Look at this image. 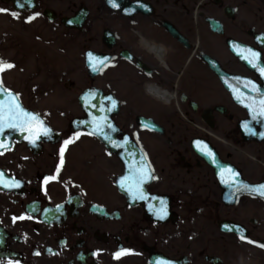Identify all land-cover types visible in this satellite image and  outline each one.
<instances>
[{
    "label": "flooded vegetation",
    "instance_id": "flooded-vegetation-1",
    "mask_svg": "<svg viewBox=\"0 0 264 264\" xmlns=\"http://www.w3.org/2000/svg\"><path fill=\"white\" fill-rule=\"evenodd\" d=\"M129 1L146 8L129 16L104 0H19L23 8L0 0L6 23L22 26L5 27L0 61L14 66L0 80L51 130L0 149V173L19 182L0 185V264H264V198L228 191L220 176L231 168L240 182H264V138L245 139L252 134L241 128L264 132L245 106L257 95L252 83L264 91V0ZM81 9L85 23L69 27ZM247 49L260 54L258 67ZM98 58L108 59L101 66ZM91 88L113 112L112 139H128L124 154H146L147 199L119 185L126 166L113 149L73 128ZM251 145L256 157L244 149Z\"/></svg>",
    "mask_w": 264,
    "mask_h": 264
},
{
    "label": "snow or ice",
    "instance_id": "snow-or-ice-1",
    "mask_svg": "<svg viewBox=\"0 0 264 264\" xmlns=\"http://www.w3.org/2000/svg\"><path fill=\"white\" fill-rule=\"evenodd\" d=\"M110 2H113V0H110ZM19 4V0H18ZM20 7H23L22 4H19ZM114 6H119L118 4L114 3ZM2 11H8L6 9H0V12ZM13 17H17L16 12L11 13ZM35 15H39V13H36ZM34 16H30L27 18V20L30 22ZM249 56H246L245 59L248 60L250 64H253L254 67H258L257 64L253 63L257 60L259 57V53L253 49H247ZM89 60L91 61L93 54L89 53ZM108 58H98L100 65L103 66V64L107 61ZM14 65L11 63H7L4 61H0V72H3L6 69L12 68ZM93 70H98L95 66H93ZM259 71L262 76H264V67H259ZM236 89L233 88V92H235ZM251 91L256 93L257 95L255 97H251L250 102L247 103L245 106L250 110L251 115L254 119L262 120L264 121V91H262L260 88L256 86L255 83H252ZM7 92L8 93V99L7 101H0V133H3L5 129H14L21 132H28L29 135L26 137V139H29L30 142H35V138H38L39 135L43 134L44 136H49L51 134V130L44 126L43 121L40 119V117L36 113H32L29 111H26L18 102L17 96L15 93H12L11 90H7L3 87V82L0 80V93ZM90 95H92L90 93ZM84 99H87L85 97ZM237 99L243 103L244 101L241 99L240 96H237ZM106 100L110 103L112 107H115L117 104V101L113 99L112 97H107ZM92 108H96L97 105L95 103L91 104ZM111 108H106L104 103H101L99 105V111L101 113H105L106 111H110ZM82 123H90L93 127V131L90 134H95L103 137L105 140L111 141L112 145L114 147H126V145L129 143L128 139H124V143L121 144L118 141L112 140V138L108 135L109 131H115L114 126L108 121L107 117L104 115H101L99 117L93 115L91 121H84ZM144 127H147V125H143ZM245 130L252 135H255L253 129L245 123L244 125ZM80 135V132H76L74 134V138H78ZM259 135L264 136V132L259 133ZM73 139L70 138L68 140L64 141V147L60 149V157H61V164L63 163V154L65 147L72 143ZM200 142H197L199 144ZM5 147V143L3 140H0V149ZM201 151H204L202 148ZM207 156L210 158L213 157V153L211 150H208L205 152ZM129 155H135V151L132 150L129 152ZM215 162V161H214ZM59 171V168L57 169ZM223 172H227L232 178L233 181L235 180L236 173L231 168H225L222 170ZM154 178L151 176V170L148 168L143 158H141L140 161H137L134 165L129 164V174L126 176H123L119 179L118 183L122 188H126L128 193L131 197L137 198V199H147V195L144 193L142 185L145 181L148 179ZM46 181L49 179H52V177H46ZM233 181L225 180L222 176V182L224 183H232ZM18 181L13 180L11 183H8L7 180L4 178L3 174L0 173V185H4L6 187H14L18 186ZM249 185L240 184L239 188L247 189ZM256 191L259 192L261 196H264V184H260L258 187L255 188ZM59 209V206H57ZM156 214L158 216L163 217V215L166 214L163 207L161 209L156 211ZM23 218V217H21ZM14 219H16L14 217ZM228 226H226L227 228ZM239 226H237L238 228ZM255 243V242H253ZM264 247V245H260ZM123 251V250H122ZM120 253H115L114 256L118 257ZM9 264H12V261H9Z\"/></svg>",
    "mask_w": 264,
    "mask_h": 264
},
{
    "label": "water",
    "instance_id": "water-1",
    "mask_svg": "<svg viewBox=\"0 0 264 264\" xmlns=\"http://www.w3.org/2000/svg\"><path fill=\"white\" fill-rule=\"evenodd\" d=\"M104 1L107 4V6L110 7L111 9L119 10V11H121L124 14L129 15V16L133 12L144 11L145 10L144 8H146V6L141 1L132 2V3L129 0H113V2H110V0H104ZM114 3L118 4L119 6H114ZM19 8H23V7H19ZM147 12L149 13V11H147ZM86 18H87V14L84 12V9H81L79 12H77V14L74 17H72V18L70 17L69 18V27H71V28H81L83 26V24L85 23ZM63 22L65 24H68V20H66V19H64ZM166 26L171 31V33L173 35H177L178 34V32L172 26H169L168 24H166ZM105 38L107 40L106 41L107 43L111 41V43H108V44H109L110 47H112L113 44H114V36H113V34L107 30ZM207 60L210 63V65L215 70H217V72L223 77L224 76V72H222L220 70L217 62H215L214 60H211L209 58H207ZM97 73H98V71H94L92 69L91 74L95 75ZM90 93L92 95H90ZM6 95H8L7 92L0 93V97H5ZM100 95H102V94L100 93L99 89L91 88V89L86 90L80 96V99H79L80 105H81L83 111L86 113V116L84 118H82V119H77V120H75L72 123V125H73V127L75 129H82V130H86L89 133H92V131H93L92 125L90 123H82V122L91 121L93 115H95L97 117H99L101 115H104V116L107 117L108 121L110 123H112L113 112L106 111L105 113H101L99 111V105L101 103H104L103 100H101V96ZM85 97H87V99H84ZM93 103H95L97 105L96 108H92L91 107V104H93ZM43 124H44V121H43ZM243 127H244V125L242 124L241 128L243 129ZM112 133H113L112 131L108 132V135L111 138H113ZM28 135H29L28 132H21V131L14 130V129H5L3 133H0V140L4 141V143H5V147L4 148H7V147L12 146L13 141L15 139L20 140V139H22L23 136H28ZM93 135H95V134H93ZM95 136H97L99 139L104 141L111 149H113L121 157L122 161L125 163V166H126V171H125L124 176L129 174V164H133L134 165L137 161H140L141 158H143V161H144L145 165L148 168H150V170H151L150 164H149V162H147L148 161L147 156L138 147H137V149H135V147H134L135 155H129V154L126 155V154H124L125 150H121L120 147H114L112 145L111 141L105 140L103 137H101L99 135H95ZM244 138L245 139H255V140H260L261 139V137L259 135H249V136L244 135ZM262 138H264V136ZM211 160H214V161L217 160V161L214 162V166L216 167V169L220 168L219 170H221V167H223V166H222V164L218 163L219 159H217V157L214 154H213V157L211 158ZM151 176H152V174H151ZM220 176H221V181H222V176H223V179H225V180L233 181V178L231 176H226V175H220ZM240 180H241L240 174L237 173V175L235 177V180L232 183H227L226 184V183L222 182V184H223L224 188L226 190H228V191L231 190L232 188L235 189L241 183L245 184V185H249V187L247 189L241 188L240 189V193L241 194H250V195H254V196H257V197L264 198V196H261L259 194V192L255 190L256 187H258L260 184H264V182L250 183V182H247V181H245V182L241 181L240 182ZM149 181H150V179L145 181L144 185L146 183H148Z\"/></svg>",
    "mask_w": 264,
    "mask_h": 264
},
{
    "label": "rangeland",
    "instance_id": "rangeland-1",
    "mask_svg": "<svg viewBox=\"0 0 264 264\" xmlns=\"http://www.w3.org/2000/svg\"><path fill=\"white\" fill-rule=\"evenodd\" d=\"M0 9H3V8L0 7ZM41 24H43L40 27V29H41L42 32L48 33L51 30L50 29L51 27L49 26L50 24L48 22L47 23L46 22H43ZM7 25H9L10 27H12V29H16V31H18V28L22 29L21 23H16L15 22L14 24L13 23L7 24L6 21H5V12L4 11L0 12V51L2 50V47H3V45H2L3 33L5 32V27ZM23 27H25V26L23 25ZM45 33H42V34L45 35ZM46 36H48V34ZM48 49H50V47H48ZM76 74L81 75L80 72H78ZM244 149L245 150L247 149V151H249L250 155H252L253 157H256V155L258 153V151L255 150L256 148H255L254 145H251L250 147H244Z\"/></svg>",
    "mask_w": 264,
    "mask_h": 264
},
{
    "label": "bare ground",
    "instance_id": "bare-ground-1",
    "mask_svg": "<svg viewBox=\"0 0 264 264\" xmlns=\"http://www.w3.org/2000/svg\"><path fill=\"white\" fill-rule=\"evenodd\" d=\"M150 48H152L153 51H163V49L157 45H152Z\"/></svg>",
    "mask_w": 264,
    "mask_h": 264
}]
</instances>
